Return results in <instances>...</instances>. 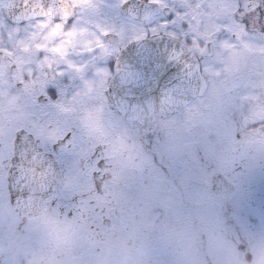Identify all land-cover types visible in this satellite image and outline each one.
Returning a JSON list of instances; mask_svg holds the SVG:
<instances>
[{
	"label": "snow or ice",
	"instance_id": "6c2138e0",
	"mask_svg": "<svg viewBox=\"0 0 264 264\" xmlns=\"http://www.w3.org/2000/svg\"><path fill=\"white\" fill-rule=\"evenodd\" d=\"M53 8L43 0H0V58L12 57L13 45L25 44L26 28L42 33L20 49L34 50L31 59L7 64L10 94L35 85L24 123L8 138L11 150L3 165L8 202L23 195L15 186L20 170L31 164L34 174L51 181L38 193L48 223L54 229L76 225L86 203L95 230L109 219L99 203L106 196V156L103 144L88 149L87 136L123 143L135 132L146 144L158 141L141 120L144 115L192 128L194 117L216 103L233 56L241 48L264 54V0H61ZM22 11L32 15L22 18ZM149 72L168 86L141 101L135 89ZM258 75L247 72L242 82L223 85L228 101L221 115L232 124L224 136L228 143L241 137L236 120L247 111L249 95H261ZM73 104L79 111L69 107ZM92 117L99 125L88 129L84 121ZM242 126L260 132L264 117L245 116ZM151 158L161 174L175 171L176 164L161 154ZM85 173L87 190H64L83 183Z\"/></svg>",
	"mask_w": 264,
	"mask_h": 264
},
{
	"label": "rangeland",
	"instance_id": "374dc122",
	"mask_svg": "<svg viewBox=\"0 0 264 264\" xmlns=\"http://www.w3.org/2000/svg\"><path fill=\"white\" fill-rule=\"evenodd\" d=\"M22 35H26L28 38L24 44L25 47L29 41L33 39L40 40L42 37V33L39 30L34 32L31 27L26 28L22 32ZM23 62L26 61L24 59L18 61L19 64ZM22 102L23 99H21L18 93L15 95L10 94L6 90L5 85L0 81V106L4 109V113L8 117L13 118L7 120L5 116L4 119L14 122L15 127L21 125L24 121V107L21 108ZM14 107H16L17 113ZM12 111H14L13 113L15 115L11 113ZM160 121L156 122L154 118H151L149 120V126L158 128ZM162 122L168 124V132L163 139L161 138L165 142L164 145L166 144L176 151L177 148L179 149V152H177L178 160L175 157L176 163L179 161L181 165L184 162L187 163L191 158H197L198 154L191 147V143H194V141H191V135L188 131L193 127L183 128L164 120ZM194 122L196 127L202 129V135H204V124L201 113H198L194 117ZM209 127L211 132L210 136H215L218 128L216 119H213ZM162 128L163 126H161L160 130ZM7 130L10 131V128L8 127ZM192 135L197 136L193 133ZM126 147L129 146L126 145ZM115 150L111 145L110 155ZM214 151L216 153L205 154L207 159L204 162V168L209 163L211 164V161L215 163L212 168L210 167L211 170H208V175H206L203 185L191 187L189 184H183V176L174 175L170 181L171 186L168 187L166 193L160 195L158 190L156 191L158 193H148L151 198L154 197L156 199L154 204L141 196L139 199H135V193L138 187L131 186L130 188L128 182L134 172L131 169V167L133 168V161H128V156L125 155L121 163L125 165L121 170L124 175V180L122 178L121 183L118 184L119 186H115L112 182L111 184L107 182L106 190L110 186L108 190L112 193L114 192V194H107L110 196L105 198H108V203H113V201L116 202L118 200L133 211L137 210L139 213H145V219L140 221L141 229L139 228L144 237H147L144 234L146 228L152 230L153 226L155 228L156 224L166 218L171 219V221L175 219L174 226H170L171 228L175 227L174 234L172 235L173 238L167 235H163L162 237L156 235V237L149 238L148 241L146 238H143L141 245L135 243L139 251L138 256L136 255L137 257L135 258L129 253L122 256V251L116 246H111L114 250L113 253L109 252L107 248H102L100 251H92L90 255L92 261L89 264H264V195L263 198L258 199L256 202L250 204L249 207H246L247 209H237V213H235L237 216L233 213L237 207V200H228L232 210H234L230 214L225 213V215H222L226 200L221 198L222 190L214 186L213 177L219 174V168L225 164L224 161L226 159L221 157L218 147ZM117 152L121 157V152ZM209 173L214 176L211 178ZM86 175L85 173L84 176L86 177ZM177 181H179V184H177ZM87 186V179L84 178V182L76 184V189L73 190H87ZM116 187L120 188L119 192L115 191ZM146 187L148 186L145 183ZM191 188H200L203 189V192L199 195L198 192L192 191ZM216 189L219 191L217 192ZM129 190L132 191V194L127 193ZM159 197L161 198L160 200H158ZM173 199H177V202L172 205L169 204ZM134 200L136 202L135 205H133ZM182 201L185 202V205H182ZM214 202L215 204H212ZM2 205L0 204V264L88 263L86 259L81 260V257L77 255L78 250L80 251V244L75 242L74 249L76 250V254H70V257L66 258V248H63V244H60V242H62V239L66 235L68 236L67 240H69L71 232H63L62 235L48 238L46 231L49 227L47 225L45 227L42 226L40 220L21 222L19 220L20 218L12 213L8 205ZM170 208L172 209L170 210L171 213L167 212ZM108 209L112 210L113 208L109 207ZM119 212H117V215H119ZM242 214H244L243 217ZM231 215L239 218L236 221H244V224H229L228 220L232 218ZM106 216L110 218L108 213ZM165 223L167 224L168 222ZM47 224L49 225V223ZM171 228L164 227L162 230L166 234H170L172 231ZM232 230L237 231V233L233 234ZM107 236L109 234L105 235V237ZM203 236H207L208 240H213L207 241L205 246H203L204 251L202 252L199 249L201 245L200 239ZM128 243H131L132 247L134 246L133 242L128 241ZM58 245H60V250L57 248ZM150 245H153V247H150L148 250ZM168 246L170 247L167 250L164 249ZM178 252H187V255L179 254ZM112 254L114 256H111ZM67 255L69 256V254ZM75 257H77L76 260Z\"/></svg>",
	"mask_w": 264,
	"mask_h": 264
},
{
	"label": "trees",
	"instance_id": "16d2710c",
	"mask_svg": "<svg viewBox=\"0 0 264 264\" xmlns=\"http://www.w3.org/2000/svg\"><path fill=\"white\" fill-rule=\"evenodd\" d=\"M151 118H154L156 122L160 121L161 119L154 116V117H149L143 121L144 124L149 129L153 130L154 133L159 136L160 139L158 141H153L150 144H146L144 142L143 136L142 135H136L135 132H132L129 135V140L126 139L123 143H117L116 141L112 140V144H113L115 149L118 148L120 151H122V149H124L123 146L125 144H127L129 146V148L126 151V153L123 152L121 157H120V155H117L112 159V163H111V165H112L111 179L112 180H110V181L115 186H119L118 184L121 183L122 178L124 180V175H123V172H121V170L123 169V167L125 165H122L121 163L124 159V156L125 155L128 156L127 160L133 161V168L131 167V169L134 171L131 178L128 181L129 186H130V188H131V186L132 187H138V190L135 193V199L137 200L141 196L145 200L147 199V200L151 201V203L154 204L156 199L154 197L151 198L148 195V193H151V192L158 193V192H156L157 190L159 191L160 195L166 193L168 187L171 186L170 181L174 175L183 176L184 177V179L182 181L183 184H189L191 187H196V186L199 187V185L204 184V179L206 178V174H205V168H204L205 160H204V156H203V152H202V137H203L202 129H199L198 127H196L194 125L192 129L188 130L189 134L191 135L190 136V139H192L191 141H194V143H191V147L194 149V152H196V154H198V155H197V158H191L187 163L184 162V164L180 165V162L178 161L176 163V159H175V157H176L178 160V153L177 152H179V149L177 148V151H176V150L172 149L170 146H167L166 144L164 145L165 142L163 140H161V138L163 139L165 137L166 133L168 132V129H167L168 124H164L161 120L159 123V127L154 128V126H149V120ZM194 124H195V122H194ZM161 126H163V128L160 130ZM192 133L197 135V136L195 137L194 135H192ZM121 146H122V149H120ZM153 153H159L162 156L169 159L170 161H172L174 164H176L175 171L170 173V174H168V173L161 174L157 170L155 165L153 164V161L151 158ZM173 158H174V160H172ZM120 159H121V161H120ZM113 166H114V169H113ZM180 171H181V173H180ZM115 175H116V177H115ZM84 178L86 179V177H84ZM116 180H118V181H116ZM116 182H118V183H116ZM145 183L148 186L146 188H145ZM177 184H179V181H177ZM73 188H76V185H66L64 187V190L65 191H72ZM191 189L194 192H198L199 195H201L203 192V189H200V188L199 189L191 188ZM106 191L107 192H106L105 197H109L110 195H107V194H110L112 192H110L108 190V188ZM115 191L119 192L120 188L116 187ZM127 193L132 194V191L129 190V191H127ZM112 194H114V192ZM179 196H180V194H179ZM160 199L161 198L159 197L158 200H160ZM109 200H110V198H109ZM176 202H177V199H175V200L173 199L172 201H170L169 204L172 205V204H175ZM99 203L104 208L105 215H107V213L109 214L110 220L113 223V225L111 227H105L103 225V226H97V228L95 230L91 229L89 227V219H88V217L91 214V210L87 206L86 203L80 209L81 220L76 225H74L70 228H55L54 229L50 224L49 225L47 224L48 221H46L47 218H46L45 213H44V220H42V221L45 224L44 227L46 225L49 227L46 231L48 238H52L53 236L56 237V236H59L60 234L62 235L63 232H66V233L71 232L69 240H67V238H68L67 235H66V237L64 236V239H62V243L64 245V248H66V253H65L66 258L70 257V255L69 256L67 255V254H69V248H72V246L75 245V243L80 244V251L78 250L77 255H79L81 257V260L86 259L88 262L87 264H89L92 261V259L90 257L92 251H100V250H102V248L103 249L107 248V250L109 252L113 253L114 250L112 249V247L116 246L117 248H119L120 251H122V253H121L122 256L127 255L129 253L130 255H132L135 258L138 256V252H139L135 243H138L141 245V241L143 238H146L147 241L149 238L156 237V235H159V237H162L163 235H167L168 237L173 238L172 235L174 234L175 227L171 228L170 226H174V220L175 219L174 220L172 219V221H171V219L166 218L165 220H162L161 222L156 224L155 228L153 226L152 230H149L146 228L144 234L148 237L147 238V237H144L143 233L139 230L140 221H143V219H145V213H139L135 208L134 209L136 211H133L132 209L127 208L124 204H122L118 200L116 202L113 201V203H114L113 204L112 202L108 203V198H104V201H100ZM135 204H136V202L134 200L133 205H135ZM212 204H215V202ZM182 205H185L184 201H182ZM109 207H112L113 209L110 210V209H108ZM171 208H172V206H171ZM171 208L167 212L171 213V211H170V210H172ZM217 209L219 210V208H217ZM233 210L231 208V204L229 203V201L226 200L225 201V208H224V211L222 212V215H225V213L230 214L231 211H233ZM118 211H120L118 213L119 215H117ZM178 211L180 212V210H178ZM219 211H221V210H219ZM234 211H233L234 214L237 213V209ZM88 213H90V214H88ZM243 215L244 214H242V217H243ZM231 216L233 219L230 218L228 220L229 224H233V225H236L238 223L244 224L243 221H236V219H239L236 217L237 215L236 216L231 215ZM40 219H42V218L40 217ZM191 220H193V219L191 218ZM164 221L168 222V223L166 224ZM164 227L171 228V230H172L171 233L166 234L164 232V230H162V228H164ZM169 232H170V230H169ZM232 233L236 234L237 231L235 232L234 230H232ZM107 234H109V236L105 237V235H107ZM210 240H213V239H210ZM210 240H208L207 236H203L200 239L201 245H200L199 250L203 252L204 251L203 246H205L207 241H210ZM128 241L133 242L134 246L132 247L131 243H128ZM150 247L152 248L153 245H150L148 247V250ZM169 247L170 246L165 247L164 249L167 250ZM178 253L184 254V255L187 254V252H182V253L178 252ZM70 254L75 255L76 250L72 248V251ZM111 256H114V255L112 254ZM127 258H128V256H127ZM93 259H94V257H93Z\"/></svg>",
	"mask_w": 264,
	"mask_h": 264
},
{
	"label": "flooded vegetation",
	"instance_id": "af4514ba",
	"mask_svg": "<svg viewBox=\"0 0 264 264\" xmlns=\"http://www.w3.org/2000/svg\"><path fill=\"white\" fill-rule=\"evenodd\" d=\"M251 2H254V0H250V3ZM67 11H70V9ZM83 35L85 37L91 36V34L88 32H84ZM22 47L25 46L15 45L13 47L14 55L10 58L3 57L2 61L0 62V81L5 85L8 92L11 87L7 79L8 62L11 61L13 63L19 64L18 61H21L22 59L27 61L34 55V50L21 51L20 49ZM247 72L260 73V75L257 76L256 85L257 91H259L261 95L259 98H257L255 95H249L246 101L248 105L247 111L236 120V127L238 131L241 132V137L236 143H228L225 141L224 136L228 131H230L232 124L231 122L225 120L221 115L222 105L228 101V97L223 93L222 88L223 85L242 82L243 77ZM13 76L14 78H18L19 72L13 74ZM261 85H264V54H262L257 48H241L239 52L236 53L232 58L231 71L226 74L221 88L218 89L219 94L216 103L210 109H206L201 112L204 124V135L202 137L203 149L206 154H211L216 153L214 149L218 147L221 157L226 159V161L223 160L225 164L219 168V174L224 176L233 188V193L230 196H224L230 189L227 183L222 181L223 185H219L220 189L222 190L221 198H225L227 200H237L236 209L238 210L247 209L246 207H249L250 204L256 202L258 199L263 198L264 195V135L261 134L264 133V129H262L260 132H257L242 126L245 116L249 120L264 117V87H260ZM99 91L100 89H97L94 94L98 95ZM18 94L21 99H25L21 104V108L24 107L25 111L31 106L33 102L35 95V85H26L23 89L19 90ZM69 107L75 111H79L78 105L73 104L69 105ZM14 109L17 113L16 107H14ZM13 112L14 111L11 113L14 114ZM5 114L6 113H4V109H2L0 106V200H2L0 201V204L8 205L11 209V205L8 202L7 188L5 186V170L3 165L6 161L8 153L11 150V145L8 138L11 134V131L14 130L15 125L14 122L6 121L4 119L5 116L7 117V120L13 119ZM213 119H216L218 128L216 135H212L211 137L209 125ZM23 123L24 121L22 124ZM84 123L85 127L88 129L96 128L99 125V121L94 117L85 120ZM8 127L10 128V131L7 130ZM86 143L89 150H91V148L96 144H103L105 146V175H109V178L106 179V182L110 181L112 172V169L109 167V161L112 157V155H110L112 145L111 139H106L99 135H89L86 138ZM13 214L17 217L15 213ZM19 220L21 222H26L29 219L20 218ZM42 226H44V223Z\"/></svg>",
	"mask_w": 264,
	"mask_h": 264
},
{
	"label": "water",
	"instance_id": "95a60500",
	"mask_svg": "<svg viewBox=\"0 0 264 264\" xmlns=\"http://www.w3.org/2000/svg\"><path fill=\"white\" fill-rule=\"evenodd\" d=\"M43 2L45 4L51 3L54 6L53 12H55L56 6L60 5L61 0H43ZM28 15H32V13L30 11L21 12L22 18ZM167 86L168 80H161L159 74L153 75L151 72H149L147 73L142 84L136 88L135 91L137 98L141 101H145L151 97H157L159 93ZM147 116L149 115H144L141 117V119ZM19 181L20 182L15 187L16 190L23 193V195L17 200L15 204L12 205L16 208V211L20 215L26 218H31L41 214L44 210L39 200L38 193L46 183L51 182L50 178H47L40 173L34 174L32 172V165L29 164L20 170ZM106 223L109 224L108 221H106Z\"/></svg>",
	"mask_w": 264,
	"mask_h": 264
}]
</instances>
